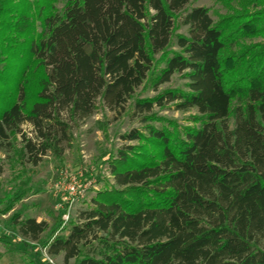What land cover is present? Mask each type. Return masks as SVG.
<instances>
[{
  "label": "trees",
  "instance_id": "16d2710c",
  "mask_svg": "<svg viewBox=\"0 0 264 264\" xmlns=\"http://www.w3.org/2000/svg\"><path fill=\"white\" fill-rule=\"evenodd\" d=\"M190 1L0 0V142L37 166L98 108L142 124L110 160L119 189L43 244L64 264H264V0H217L218 21ZM169 104L196 115L154 113Z\"/></svg>",
  "mask_w": 264,
  "mask_h": 264
},
{
  "label": "rangeland",
  "instance_id": "374dc122",
  "mask_svg": "<svg viewBox=\"0 0 264 264\" xmlns=\"http://www.w3.org/2000/svg\"><path fill=\"white\" fill-rule=\"evenodd\" d=\"M65 1L58 0L57 8L61 9ZM195 6L209 7L214 21L227 14L217 0H191L187 5L188 8ZM178 32L185 33L186 28L182 27ZM38 72L34 69L31 79ZM185 81L175 74L159 89L183 87ZM149 89L139 88L136 96H153L155 92ZM154 113L184 126L189 125L188 117L196 115V110L181 112L169 104L165 108L155 107ZM22 129L32 136L29 125H23ZM133 129H142L138 118L126 114L117 116L98 108L72 130L71 141L69 145H62L61 156L49 152L37 166L22 160L18 152V138L10 144L0 142V237L4 238L0 241V259H3L0 264H20L15 262L16 259L30 264L26 261L30 258L37 264H64L62 255H49L43 244L52 236L65 233L60 227L65 224V228L76 221L78 214L90 205L94 196L119 189L114 184L109 163L117 149L138 144L124 141L121 137ZM14 216L45 221L49 229L40 236V241L24 238L12 222ZM73 263L71 260L68 264Z\"/></svg>",
  "mask_w": 264,
  "mask_h": 264
},
{
  "label": "crops",
  "instance_id": "0c3cea01",
  "mask_svg": "<svg viewBox=\"0 0 264 264\" xmlns=\"http://www.w3.org/2000/svg\"><path fill=\"white\" fill-rule=\"evenodd\" d=\"M2 257H3V256H1V258H2ZM8 257H9V259L12 258V257H10V256H8ZM62 258H63V257H62ZM1 260H3V259H0V261H1ZM5 260H6V259H5ZM26 261L29 262L30 264H31V263H33V264H37V263H34V260H33L32 258H30V259H26ZM15 262H17V263L19 262L20 264H24L23 259H16ZM4 264H6V263H4Z\"/></svg>",
  "mask_w": 264,
  "mask_h": 264
},
{
  "label": "built area",
  "instance_id": "2783aa9c",
  "mask_svg": "<svg viewBox=\"0 0 264 264\" xmlns=\"http://www.w3.org/2000/svg\"><path fill=\"white\" fill-rule=\"evenodd\" d=\"M70 190H73V187H70Z\"/></svg>",
  "mask_w": 264,
  "mask_h": 264
}]
</instances>
